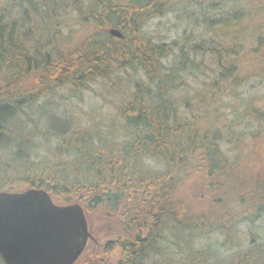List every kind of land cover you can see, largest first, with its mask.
I'll list each match as a JSON object with an SVG mask.
<instances>
[{"label":"trees","instance_id":"16d2710c","mask_svg":"<svg viewBox=\"0 0 264 264\" xmlns=\"http://www.w3.org/2000/svg\"><path fill=\"white\" fill-rule=\"evenodd\" d=\"M80 1L85 0H67L62 6L61 0H13V18L5 15L7 6L0 10V192H16L18 185L24 186L21 192L42 189L55 204L76 203L85 213L99 210L109 216L110 240L100 245L92 240L75 264H102L109 254L118 264H207L208 250L203 245L195 248L196 239L219 233L227 242H236L241 224L264 217V159L259 160L264 145L249 150L247 164L243 159L232 161L221 148L220 135L222 127L241 121L239 115L233 110V119L222 126L209 115L214 114L213 99H223L224 92L235 95L230 88L241 78L232 74L233 67H222L202 82L209 88L199 90L200 99L204 95L203 115L197 121L186 118L185 112L195 113L175 91L183 86L187 54L182 51L178 65L167 69L163 60L171 45L154 43L141 33L145 20L171 11L176 0H86L85 5ZM67 9L76 13L80 25L92 23L98 31L64 51L59 46L64 22H57ZM263 10L255 3L239 14L231 9L225 19L215 21L226 31L211 30L223 36ZM30 20L40 27L39 33L25 30L23 24L29 26ZM47 22L52 27L45 33L41 26ZM103 29L106 33H100ZM109 29L119 30L122 37H111ZM258 47L262 57L255 67L260 74L264 34ZM114 65L131 67L143 77L118 109L117 123L83 125L73 119L56 122L54 117L47 122L41 119L46 115L43 105L37 119L25 112L24 107L33 106L55 87L80 90L109 75ZM27 81L33 82L28 89L23 87ZM243 115L264 117L250 107ZM226 134L236 143L242 141L231 130ZM39 137L43 142H36ZM51 137L54 144L48 141ZM186 184L187 197H176ZM192 200L207 205L201 209ZM244 229L251 247L228 264H264V241L257 244L254 229Z\"/></svg>","mask_w":264,"mask_h":264},{"label":"rangeland","instance_id":"374dc122","mask_svg":"<svg viewBox=\"0 0 264 264\" xmlns=\"http://www.w3.org/2000/svg\"><path fill=\"white\" fill-rule=\"evenodd\" d=\"M226 1L219 5L220 3L203 2V0H176L171 11L162 16L150 17L145 20L141 26V33L154 43L171 45L170 55L163 60L167 69H172L178 65L182 51L187 54L188 59L181 75L183 86L175 91V96H183L186 99V103L189 104L186 108L195 113L188 115L185 112L186 118L191 120L197 121L199 116L203 115L201 110L205 112L202 108L204 103L201 100L204 98L203 94H201L200 99V88L205 87L202 82L217 75L220 70H223L222 67L229 69L233 67V70H230L233 75L241 78V83L239 82L237 87L230 89H235L237 93L230 97L228 93L224 92L221 94L223 99H213L215 105L211 108L214 110L210 113L214 112V114L209 115L214 117L219 126H222L227 125L228 121L233 119L232 111L236 110L241 121L235 122V126L231 125L227 129L222 127L220 145L223 150L227 151L232 161L234 159L239 162L240 159H243L247 164L245 158L248 154L251 155L249 150L261 147V144L264 145V117L256 118L254 115H243L247 107L259 109L261 113H264V73L259 74V68L255 67L256 61L259 62L262 57V50H258L260 48L258 45L262 34H264V10L260 14H255L251 21L247 18L240 26L231 27L232 29L223 36L217 35L211 28L213 27L215 31L223 28H220L221 24H216L215 21L225 19L226 11L233 9L237 10L234 14H239L246 9L248 10L251 3L253 5L255 3L264 9V0H239L237 5L230 0ZM12 2L13 0H0V10L3 6H7L8 11L5 15L10 18H13L12 15L15 13L14 10H10V3ZM66 2L67 0H61V5L63 6ZM87 2L86 0L80 1L82 5L87 4ZM34 14L36 13L34 12ZM63 14L65 15L64 18H62ZM60 15L61 18L57 24L60 25L64 22L60 28L62 41L59 46L61 50H70L72 47L81 44L89 34L98 31V29L93 28L92 23L80 25L79 21L76 20V13L71 10L67 9V12L64 13L62 10ZM29 23V26L23 24L25 30L32 28L31 31L36 34L39 33L40 27L35 26L33 20H30ZM223 26L227 27L225 24ZM51 27L50 22H47L41 26V30L47 33ZM222 30L226 31L224 28ZM102 32L106 33L105 29L100 31V33ZM140 75H142L141 72L133 70L131 67L119 69L114 65L109 75L96 78L82 89H74L68 85L55 87L51 94L38 99L37 103L31 107H24V110L32 118L37 119L39 117L37 109L43 105L46 109V115L41 119L47 122L54 117L56 122L73 119L83 125L90 123V121L100 123V126L108 121L117 123L120 119L118 109L130 99L135 81L143 79ZM27 84L33 85V82L28 83L27 81L23 84V87L28 89ZM181 109L184 111L185 106ZM39 122L41 121L39 120ZM230 130L236 137L242 139L240 143H236L234 138L226 134ZM52 138H49L48 141L54 144ZM125 138L121 137L120 139ZM36 142L41 143L43 139L39 137ZM237 144L239 145L237 146ZM261 150L263 151V149ZM257 154L261 156L260 153ZM260 159H264V157ZM151 165L155 166V163L152 161ZM239 165L243 167L242 161ZM22 189H24L23 185L15 186L16 192H21ZM188 190L187 184L185 187L181 186L175 196L187 197ZM193 200L191 201L192 205L201 209L207 205L204 201L200 203V201L194 202L195 200ZM85 216L93 240L99 245L110 240V236L106 233L113 227V221L110 220L109 216L99 210L87 212ZM255 221L254 224H241L240 232H237L236 235V242L234 240L227 242L223 235L210 233L196 239L193 246L195 248H200L202 245L204 248L206 247L209 255V263L207 264H228L242 250L251 247L250 236L244 228L254 229L253 232L257 235L255 237L258 238L257 244L264 241V217ZM168 238L172 239L171 236ZM88 243L94 242L89 241ZM209 249L214 250V252L212 251L213 254ZM103 259V263L117 264L116 258L111 254H109V258ZM0 264L2 263L0 262Z\"/></svg>","mask_w":264,"mask_h":264},{"label":"water","instance_id":"95a60500","mask_svg":"<svg viewBox=\"0 0 264 264\" xmlns=\"http://www.w3.org/2000/svg\"><path fill=\"white\" fill-rule=\"evenodd\" d=\"M91 239L81 205L55 204L42 189L0 192L3 264H75Z\"/></svg>","mask_w":264,"mask_h":264},{"label":"flooded vegetation","instance_id":"af4514ba","mask_svg":"<svg viewBox=\"0 0 264 264\" xmlns=\"http://www.w3.org/2000/svg\"><path fill=\"white\" fill-rule=\"evenodd\" d=\"M93 240V239H92ZM92 240H90V241H92ZM104 262V259L102 260V264H106V263H103ZM118 264V263H117Z\"/></svg>","mask_w":264,"mask_h":264},{"label":"bare ground","instance_id":"6f19581e","mask_svg":"<svg viewBox=\"0 0 264 264\" xmlns=\"http://www.w3.org/2000/svg\"><path fill=\"white\" fill-rule=\"evenodd\" d=\"M119 31V30H118ZM109 35V34H108ZM110 36V35H109ZM112 37V36H111ZM48 62V61H47ZM85 81V80H84ZM42 97V96H41ZM4 99V98H3Z\"/></svg>","mask_w":264,"mask_h":264}]
</instances>
